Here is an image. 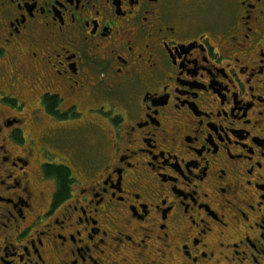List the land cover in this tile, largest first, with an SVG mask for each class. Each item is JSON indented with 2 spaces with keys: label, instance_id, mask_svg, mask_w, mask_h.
Listing matches in <instances>:
<instances>
[{
  "label": "flooded vegetation",
  "instance_id": "obj_1",
  "mask_svg": "<svg viewBox=\"0 0 264 264\" xmlns=\"http://www.w3.org/2000/svg\"><path fill=\"white\" fill-rule=\"evenodd\" d=\"M0 264H264V0H0Z\"/></svg>",
  "mask_w": 264,
  "mask_h": 264
},
{
  "label": "trees",
  "instance_id": "obj_2",
  "mask_svg": "<svg viewBox=\"0 0 264 264\" xmlns=\"http://www.w3.org/2000/svg\"><path fill=\"white\" fill-rule=\"evenodd\" d=\"M65 182H63V184H64ZM66 185V184H65Z\"/></svg>",
  "mask_w": 264,
  "mask_h": 264
}]
</instances>
